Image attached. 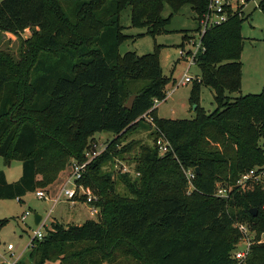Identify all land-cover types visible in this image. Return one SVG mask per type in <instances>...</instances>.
I'll list each match as a JSON object with an SVG mask.
<instances>
[{
  "label": "trees",
  "instance_id": "16d2710c",
  "mask_svg": "<svg viewBox=\"0 0 264 264\" xmlns=\"http://www.w3.org/2000/svg\"><path fill=\"white\" fill-rule=\"evenodd\" d=\"M165 4L172 11L167 18ZM208 5L209 0L0 1V33L21 37L34 30L19 59L0 51V159L23 163L13 183L0 170V199L22 201L48 188L71 163L86 160L98 143L96 134L115 136L78 181L98 197L97 220L65 225L54 219L42 240L33 238L32 264H238L233 252L241 233L233 229L235 221L246 215L251 222L244 224L264 233V188L252 179L238 183L264 167V88L241 94L242 12L228 10L225 22L199 36L193 119H160L152 109L172 81L163 76L157 51L120 52L128 38L121 22L127 9L134 27L157 36L189 6L198 34ZM202 87L213 91L211 113L200 106ZM132 95L137 98L130 110L125 104ZM143 128L154 137L152 146L122 145ZM159 138L170 145L163 156ZM135 148L138 177L103 172L107 162L125 159ZM188 171L195 173L191 188ZM219 182L227 184L228 198L216 196ZM248 255L245 264H264V243Z\"/></svg>",
  "mask_w": 264,
  "mask_h": 264
},
{
  "label": "rangeland",
  "instance_id": "374dc122",
  "mask_svg": "<svg viewBox=\"0 0 264 264\" xmlns=\"http://www.w3.org/2000/svg\"><path fill=\"white\" fill-rule=\"evenodd\" d=\"M231 1L234 2V10L242 12L244 19L242 26L244 50L241 57L243 63L241 94H259L263 92L264 88V4L258 0L249 1L244 4H236V0ZM171 14V8L168 4H165L163 16L167 18ZM196 17L195 12L189 6H185L180 12L174 14L168 32L152 36L147 34L145 28H138L132 25L130 9L122 13L123 32L128 38L120 46L121 54L136 52L138 55H145L157 51L163 76L172 79L166 87V93L168 92L169 96L167 94V99L157 105V116L160 119H193L196 116L194 106L190 103V94L195 80L200 77V69L196 63H193L188 69L189 63L187 62V58H181L180 56L182 50L185 52L190 51L187 54H191V52L197 50L198 36L195 30L198 28V21ZM33 32L34 30L27 29L21 37L10 33H0V51L9 53L13 58L19 59L20 52L23 50V41L32 38ZM185 77L192 78L193 81L185 84L183 83ZM140 89L141 86L133 88L132 91L135 92ZM238 95L234 94L233 96ZM200 106L208 113L216 109L213 91L210 88L202 87ZM114 137L112 133H99L95 135L97 139L95 141L107 143L114 139ZM153 138L150 135V130L143 128L127 137L122 145L134 141L152 146ZM137 151L138 148H135L132 153L124 155L125 159L119 157L107 162L103 166V172L105 174H112L115 178L123 167L127 166V170L132 178L138 177L133 160ZM0 170L5 173L7 181L13 183L18 181L22 176L23 163L19 160H14L9 166L8 162L0 159ZM188 173H186V176L191 188L192 182L188 177ZM68 174H70V168L60 173L54 184L48 188H40L38 190L47 191L48 189L55 195L57 185ZM224 186L228 189L227 184L217 183V197L223 198L218 195V188ZM117 188L120 193L123 194L125 192L123 186L119 185ZM224 198H228V196ZM52 208L53 213L48 219L47 228L50 227L54 219L65 225H81L87 220H97L98 217L97 214L91 215L89 205L82 201L76 203V205L60 202L54 206V203L49 200L37 198L35 192L29 193L22 201L0 199V264L4 261H14L19 256L21 264H32L29 257V244L40 229V226H36L34 223V213L47 218ZM235 209L236 212L242 210L239 207H235ZM27 213L29 214L26 221H22V216ZM250 222L246 215L242 216V220L235 221L233 229L241 233V237L235 240L234 244L236 248H244L246 246V242H243L246 239L239 226H247L244 223L249 224ZM47 228L40 230L45 232ZM247 228V240L252 243V246L264 243V233L260 234L257 230H251L248 226ZM235 236L234 234V238ZM8 244H13L15 250L9 252L7 250ZM248 256L247 254L246 258L238 262V264H245ZM46 264H60V262L48 261Z\"/></svg>",
  "mask_w": 264,
  "mask_h": 264
},
{
  "label": "built area",
  "instance_id": "2783aa9c",
  "mask_svg": "<svg viewBox=\"0 0 264 264\" xmlns=\"http://www.w3.org/2000/svg\"><path fill=\"white\" fill-rule=\"evenodd\" d=\"M249 1L253 0H236V4L239 3H246ZM260 3L264 2V0H258ZM231 10L232 12L237 11L234 10V2L231 0H209V5H208V11L206 14H204L203 19H202V27H201V32L197 34L198 36V47L195 52H191V54H187L190 51H184L182 50L180 52L181 58H187V62L189 63L188 69L192 66L193 63H196V58L198 57L199 53L201 52V41L200 37L202 36L205 31L215 25L221 24L225 22L228 18L229 11ZM199 79V78H198ZM193 79L189 77H185L183 83H189L192 82ZM167 94L169 96V93H166V97L163 100L156 99L154 100V106L152 109L157 108V105L167 99ZM146 121L150 124H154V119L148 115L145 114L143 116ZM157 144L159 145V151L160 155H165L167 152L170 150V145L167 143L163 138H159L157 141ZM107 143H94L93 148L88 150L85 154V161L84 162H78L74 161L71 163L69 166L70 168V174L66 175L63 177V180L60 184L57 185V192L55 195L49 190H38L35 192L37 198L39 199H45L49 200L54 203V206L59 204L60 202H68L72 205H76V203L79 202H84L85 204L89 205L90 207V212L91 215L98 214L99 208H97L94 203L98 201L97 195L91 190L89 187H85L84 185L78 183L79 180H81L86 173L88 165L98 156H100L106 149H107ZM68 170V169H67ZM127 166H124L123 169L121 170L122 173L127 172ZM188 177L191 180L195 178V173L193 171H189ZM249 179H252L253 181L259 183L262 185L264 188V167L263 168H257L250 173L242 176V178L238 181V183H243ZM228 190L225 187H219L218 188V195L221 197H226L228 196ZM53 213V208L51 209L49 215L47 218L42 217V220L40 221L39 225L40 229L42 228H47V222L51 214ZM29 213L26 215L22 216V221H26L27 216ZM240 230L244 234V240L243 242H246V246L244 248H235L233 252V257L238 260H244L246 258V255L249 254L252 243L247 240V233H248V228L245 225H240ZM38 230L35 234V239L37 240H42L45 236V232H42L41 230ZM33 241V239H32ZM29 244V248L31 249L33 247V242ZM7 250L9 252H12L15 250V247L13 244H8L7 245ZM2 264H20V256L14 260V261H4Z\"/></svg>",
  "mask_w": 264,
  "mask_h": 264
},
{
  "label": "water",
  "instance_id": "95a60500",
  "mask_svg": "<svg viewBox=\"0 0 264 264\" xmlns=\"http://www.w3.org/2000/svg\"><path fill=\"white\" fill-rule=\"evenodd\" d=\"M137 98V95H132L129 97L127 103L125 104V108L127 109H132L133 106H134V102H135V99ZM194 110H196L197 106L194 105ZM8 165L10 166L11 165V162L8 163ZM197 172L199 171V169L196 170ZM252 214L253 216H256L257 215V210L254 209L252 210ZM42 220V216L38 213H34V223L35 225H39L40 221Z\"/></svg>",
  "mask_w": 264,
  "mask_h": 264
}]
</instances>
